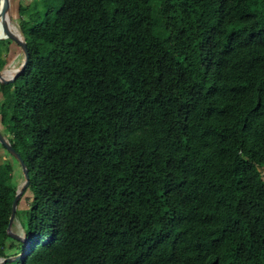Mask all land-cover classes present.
I'll list each match as a JSON object with an SVG mask.
<instances>
[{
    "label": "trees",
    "instance_id": "1",
    "mask_svg": "<svg viewBox=\"0 0 264 264\" xmlns=\"http://www.w3.org/2000/svg\"><path fill=\"white\" fill-rule=\"evenodd\" d=\"M18 10L0 132L29 183L17 239L0 163L2 264H264V0Z\"/></svg>",
    "mask_w": 264,
    "mask_h": 264
},
{
    "label": "water",
    "instance_id": "2",
    "mask_svg": "<svg viewBox=\"0 0 264 264\" xmlns=\"http://www.w3.org/2000/svg\"><path fill=\"white\" fill-rule=\"evenodd\" d=\"M6 16H8V20H10V0H0V23H1V34H2V37L0 35V40L1 39H9V40H12L13 42H15L16 44H18L19 47L21 48L23 60H22L21 64L16 68H13V69L3 68L2 70H0V82H2V83L13 82L14 79L17 77V75L25 69L27 62H28V59H29V53H28V50L26 47V43L23 40V37L20 34L15 33L9 27V25L5 21ZM6 75H8V76H6ZM0 144L19 163V165L21 167V173L23 176L22 185L16 191L14 199H13L12 204H11L10 216H9L8 225L6 228V231L10 237L21 239L20 235L13 233L11 231V226H12V223H13V220L15 217V212H16L18 200H19L22 192L24 191V189L27 187V185L29 183V176H28L27 168H26L23 160L21 159L19 153L14 150V148L11 146V144L8 142V140L1 134V132H0ZM24 243L27 244L26 238H24ZM22 255L23 254L16 256L15 259L21 258ZM10 259L11 258L0 259V264L5 263L7 261H10Z\"/></svg>",
    "mask_w": 264,
    "mask_h": 264
},
{
    "label": "rangeland",
    "instance_id": "3",
    "mask_svg": "<svg viewBox=\"0 0 264 264\" xmlns=\"http://www.w3.org/2000/svg\"><path fill=\"white\" fill-rule=\"evenodd\" d=\"M41 0H10V13H11V24L13 30L20 34L18 30V22H19V6H21L24 10L33 9L37 4H40ZM16 44V43H15ZM9 45V51L6 54L8 62L5 66L6 69H13L18 67L22 60L23 55L21 52V48L16 44ZM8 76V75H6ZM8 163V166L5 169L6 173L12 174L13 180L11 181L12 185H18V188L21 187L23 178H21V167L19 163L5 150V148L0 144V163ZM32 195L30 193H26V195L22 198L20 208H22L23 213L28 208V203L30 202ZM11 231L18 235H23L20 220L18 218L13 220ZM10 252V251H9Z\"/></svg>",
    "mask_w": 264,
    "mask_h": 264
},
{
    "label": "bare ground",
    "instance_id": "4",
    "mask_svg": "<svg viewBox=\"0 0 264 264\" xmlns=\"http://www.w3.org/2000/svg\"><path fill=\"white\" fill-rule=\"evenodd\" d=\"M5 21L6 23L9 25V27L13 30V27H12V24H11V13H10V20H8V16L5 17ZM14 31V30H13ZM15 32V31H14ZM16 33V32H15ZM0 35L2 37V34H1V23H0Z\"/></svg>",
    "mask_w": 264,
    "mask_h": 264
}]
</instances>
